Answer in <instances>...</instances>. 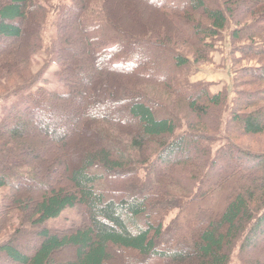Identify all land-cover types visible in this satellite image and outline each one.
Returning a JSON list of instances; mask_svg holds the SVG:
<instances>
[{
	"label": "trees",
	"instance_id": "obj_1",
	"mask_svg": "<svg viewBox=\"0 0 264 264\" xmlns=\"http://www.w3.org/2000/svg\"><path fill=\"white\" fill-rule=\"evenodd\" d=\"M212 1L70 0L48 46L65 90L50 92L21 68L42 50L49 0H0V96L17 99L0 120V189L11 191L1 209L17 207L31 227L19 236L32 238L1 244L4 264H110L122 252L119 264H230L236 249L242 264H264V154L214 153L218 138L231 141L227 96L191 84L190 58L146 27L164 19L195 63L231 20L232 42L264 47V0ZM259 8L260 23L238 29ZM246 73L264 80V67ZM237 95L229 124L264 134V98ZM67 210L78 226L45 227Z\"/></svg>",
	"mask_w": 264,
	"mask_h": 264
},
{
	"label": "rangeland",
	"instance_id": "obj_2",
	"mask_svg": "<svg viewBox=\"0 0 264 264\" xmlns=\"http://www.w3.org/2000/svg\"><path fill=\"white\" fill-rule=\"evenodd\" d=\"M214 1L220 0H213L212 2ZM69 5L70 0H49L48 15L45 22L46 26L43 28L44 38L42 50L37 51V53H35L30 59L29 68L27 66L25 70L24 64H21V68L28 76L37 74L36 76L38 77L39 82L35 86V88L40 87L50 92H63L65 90L64 85L58 81V67L54 62L55 59L48 55V46L54 36V28L56 26V23L58 22L59 10L64 9V7ZM118 6L119 3H117V7ZM261 12L262 9L259 8L255 11V17L246 16V18H244L240 23L241 26H239L238 29H240L241 27L244 28L260 23L255 22L259 18ZM238 13L240 14V12ZM241 13H243V11ZM149 22L151 24L148 23L149 25L147 24L146 27L154 29L156 32L155 35L160 37V39H167V42L170 45L175 46V49L190 58L192 63L184 71V73L189 76V82L191 84L200 85V89L206 90L209 95L223 94L227 96V101L224 105L223 110L224 115L221 118V131L224 135L228 136L231 141L225 143L222 138H218V141L215 142L213 146L214 153L217 150L225 148L226 146H232L242 151L254 154H264V134L260 136L244 137L238 133L234 124H229L230 113L234 111L235 106L237 105L236 102L239 99L237 94H258L260 97L264 98V80L262 82L258 81L257 79L252 81V79L248 78L250 75H247L246 73L248 70L264 67V56L260 54V52L264 49L261 39L256 38L255 41L251 43L250 41L246 40L245 37H243V39L239 42H232L230 35L231 32L235 29V24L233 20H231V23L228 25L227 29L218 39H215L214 41L207 40L206 43L211 44V47L210 50L204 51L203 56L205 61L195 63L193 54H189V52H192V49H190L188 45L182 43V41H179L174 36L171 28H167V26L165 25L166 22L164 19H161L157 24L155 21L152 22V19L149 20ZM260 26L264 28V23H261ZM163 28L165 29V33L161 34L160 32L163 30ZM140 31V29H131V32L136 35L139 34ZM245 31H247V29ZM14 57L15 60L18 59L19 62L24 61L23 59H26L23 55L20 54H16ZM214 72L220 74L218 76H223V78L217 83L212 84L201 80L196 82L193 81V77H195L196 75L208 76L209 74ZM4 85L5 84H0V88H3ZM145 88H147V90H150V92L160 95L162 94V91L160 89H156L155 87L153 88L152 86H149ZM4 91L5 90H0V94H2ZM0 97L2 99L0 101L1 120L2 110L4 108H8L11 104L16 102L17 99L16 97H9L8 99H6L4 95H1ZM166 102L169 103L168 101ZM262 106H264V102L258 108H261ZM179 114L182 118H184L182 120H184L183 123L186 127L187 119L185 120V117L183 116L184 114L186 115V112L183 111V109L181 110L179 108ZM216 119L219 120V116L216 118H209V122ZM188 122H191V120H188ZM97 126V123H93L94 128ZM99 139L100 144L103 145V140L105 138L102 141L101 138ZM87 141L84 140L83 144H85V142ZM8 193H11V191H8L7 189H0V245L15 238L17 234L19 245H25L28 240L32 238L30 235L29 237H23L21 235L19 236V233L30 231L31 227L27 221L28 218L24 219L23 214L19 211H15V208L17 207H14L13 205L7 209L5 208L4 210L1 209L3 198L6 200L9 199V197H7L9 195ZM219 197L220 196H218V194H215L213 198L215 200H219ZM208 198L210 199L211 197ZM179 214V211H173L166 220V223L173 221V219ZM80 221V215L77 214L76 211L67 210L63 212L59 218L47 222L45 224V227L51 230L61 231L74 226H78ZM73 253L74 251L72 249H67L61 252L59 254V257H56V260L58 261L68 259L72 256ZM240 253L241 252L238 249L234 251L230 259V264H242L240 260ZM114 256L115 258L112 260V262H110V264H119L118 258L121 260L120 262L123 261V257L129 258V254L123 255V252L120 255L117 254ZM0 264H4L2 259H0Z\"/></svg>",
	"mask_w": 264,
	"mask_h": 264
},
{
	"label": "crops",
	"instance_id": "obj_3",
	"mask_svg": "<svg viewBox=\"0 0 264 264\" xmlns=\"http://www.w3.org/2000/svg\"><path fill=\"white\" fill-rule=\"evenodd\" d=\"M211 71V70H210ZM220 74L214 72L209 74L208 76H200V75H196L195 77H193V81H205V82H209V83H217L218 81H220L223 76H218ZM195 79V80H194Z\"/></svg>",
	"mask_w": 264,
	"mask_h": 264
}]
</instances>
